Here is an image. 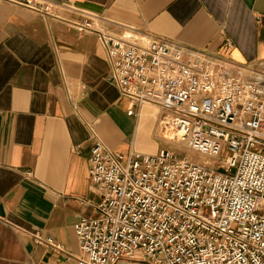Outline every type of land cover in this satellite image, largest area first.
<instances>
[{"label": "built area", "instance_id": "built-area-1", "mask_svg": "<svg viewBox=\"0 0 264 264\" xmlns=\"http://www.w3.org/2000/svg\"><path fill=\"white\" fill-rule=\"evenodd\" d=\"M10 1L57 18L44 0ZM83 17L67 23L98 39L127 115L155 108L163 147L122 155L93 138L96 216L73 226L74 264H264V59L250 69L158 37H117L98 16Z\"/></svg>", "mask_w": 264, "mask_h": 264}, {"label": "crops", "instance_id": "crops-1", "mask_svg": "<svg viewBox=\"0 0 264 264\" xmlns=\"http://www.w3.org/2000/svg\"><path fill=\"white\" fill-rule=\"evenodd\" d=\"M44 1L57 18L0 0V264L76 262L73 226L96 216L94 137L122 155L162 147L155 108L127 115L98 39L67 22L96 15L114 36L158 37L250 69L264 59V0Z\"/></svg>", "mask_w": 264, "mask_h": 264}, {"label": "rangeland", "instance_id": "rangeland-1", "mask_svg": "<svg viewBox=\"0 0 264 264\" xmlns=\"http://www.w3.org/2000/svg\"><path fill=\"white\" fill-rule=\"evenodd\" d=\"M163 147V145H161ZM164 148L178 154V155H185L186 157H189L195 161H198V162H202V158L197 156V155H194V154H191V153H186L184 150L180 149L179 146L175 145V144H171L170 146H164ZM225 152H222L221 153V157L222 159H224L226 156H225Z\"/></svg>", "mask_w": 264, "mask_h": 264}, {"label": "bare ground", "instance_id": "bare-ground-1", "mask_svg": "<svg viewBox=\"0 0 264 264\" xmlns=\"http://www.w3.org/2000/svg\"><path fill=\"white\" fill-rule=\"evenodd\" d=\"M165 136L167 137L168 141H173L171 138V134L169 135V133L165 132Z\"/></svg>", "mask_w": 264, "mask_h": 264}]
</instances>
